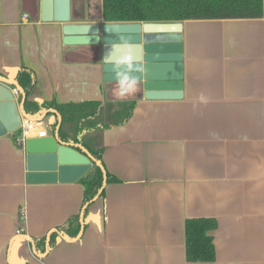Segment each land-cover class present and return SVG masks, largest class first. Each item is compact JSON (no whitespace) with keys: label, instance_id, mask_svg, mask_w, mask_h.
I'll use <instances>...</instances> for the list:
<instances>
[{"label":"crops","instance_id":"obj_1","mask_svg":"<svg viewBox=\"0 0 264 264\" xmlns=\"http://www.w3.org/2000/svg\"><path fill=\"white\" fill-rule=\"evenodd\" d=\"M163 23L182 24L181 62L170 69L182 97L145 100L139 82L120 97L100 45L85 42L95 35L63 33L106 24L101 0H70L67 22H42L40 0H0V76L26 67L30 101L105 107L101 163L115 179L84 217L80 181L91 168L74 182L29 179L19 130L6 131L13 112L1 113L0 264H264V0L262 19ZM6 88L22 124L21 97ZM121 102L135 105L112 126L109 108ZM58 117L43 120L46 137ZM75 217L70 239L59 228ZM190 219L215 220L214 261H187Z\"/></svg>","mask_w":264,"mask_h":264},{"label":"water","instance_id":"obj_2","mask_svg":"<svg viewBox=\"0 0 264 264\" xmlns=\"http://www.w3.org/2000/svg\"><path fill=\"white\" fill-rule=\"evenodd\" d=\"M70 19V0H40V20L42 22H67ZM181 30L180 23H114L101 24L99 26H65L63 33L66 36H82L93 34L94 38L85 39L98 44L101 47L104 79L115 82V75L111 70L113 60L117 56V50L122 42L129 44L127 49L134 62L142 66V71L133 73L138 82L142 84L143 98L145 100L180 99L182 97V83L178 75L171 74L170 69L177 67L181 62ZM123 51V49H120ZM173 78L174 81H167ZM6 86L17 89L21 101V116L24 120L42 122L48 113L45 111L40 117L30 119L23 113V105L26 99L23 89L14 80H8L0 76V116L1 113L10 117L13 112L12 123L6 131L13 132L20 129L21 120L16 110L13 95ZM15 114V117H14ZM59 116V115H58ZM11 122V121H10ZM61 118L53 134L48 137H31L25 141L26 166L29 179L33 181H44L52 179L55 181L74 182L83 176L92 163L98 165L104 175L103 186L106 183V173L100 164L84 148L78 145L67 144L60 141L58 137ZM78 148L82 153L74 150ZM98 192L97 199L103 190Z\"/></svg>","mask_w":264,"mask_h":264},{"label":"trees","instance_id":"obj_3","mask_svg":"<svg viewBox=\"0 0 264 264\" xmlns=\"http://www.w3.org/2000/svg\"><path fill=\"white\" fill-rule=\"evenodd\" d=\"M102 20L105 23H160L182 21H216V20H254L263 18V0H101ZM14 81L23 89L26 99L23 109L30 119L40 117L45 111L53 109L61 118L59 137L63 141L82 146L96 161L101 163L104 147L101 143L105 107L100 103L58 105L55 101L35 103L28 99L36 84L32 70L21 67ZM135 102L116 103L112 126L124 124L131 115ZM48 115V114H47ZM58 119L51 125L55 130ZM102 123V125H101ZM100 124V126H99ZM106 173V172H105ZM106 182L115 181L106 173ZM104 175L101 168L92 163L89 173L81 179L84 188V217L87 207L103 186ZM101 192L99 197L102 196ZM216 228L213 219H190L185 223L186 258L192 263L214 261L215 250L212 236ZM59 230L68 238H77L80 226L78 218H72ZM55 244L54 236L50 238L49 247Z\"/></svg>","mask_w":264,"mask_h":264},{"label":"clouds","instance_id":"obj_4","mask_svg":"<svg viewBox=\"0 0 264 264\" xmlns=\"http://www.w3.org/2000/svg\"><path fill=\"white\" fill-rule=\"evenodd\" d=\"M128 48L129 44L122 42L111 65L118 86L116 94L120 97L134 93L137 90L138 79L136 75L132 74L142 71V66L136 64L132 56L128 54ZM120 49H123V51H120Z\"/></svg>","mask_w":264,"mask_h":264},{"label":"built area","instance_id":"obj_5","mask_svg":"<svg viewBox=\"0 0 264 264\" xmlns=\"http://www.w3.org/2000/svg\"><path fill=\"white\" fill-rule=\"evenodd\" d=\"M25 17H27L25 15ZM13 93L17 96H19V93L17 89L13 88ZM29 133H32V135L28 136ZM46 130L44 129V123L32 121V120H24L20 126L18 138L16 139V143L19 146H24L25 141L28 138L31 137H38V138H44L46 137Z\"/></svg>","mask_w":264,"mask_h":264},{"label":"rangeland","instance_id":"obj_6","mask_svg":"<svg viewBox=\"0 0 264 264\" xmlns=\"http://www.w3.org/2000/svg\"><path fill=\"white\" fill-rule=\"evenodd\" d=\"M117 107H118V106H116L115 103H114V104L112 103V104H111V107L109 108V111H110V110H111V111H112V110H115ZM111 111H110V112H111ZM112 114H113V112L111 113V115H112ZM113 120H114V119H113ZM113 120H112V119H111L110 121L108 120L107 123H111ZM104 124H105V122H104Z\"/></svg>","mask_w":264,"mask_h":264},{"label":"bare ground","instance_id":"obj_7","mask_svg":"<svg viewBox=\"0 0 264 264\" xmlns=\"http://www.w3.org/2000/svg\"><path fill=\"white\" fill-rule=\"evenodd\" d=\"M32 135V133H29L28 136Z\"/></svg>","mask_w":264,"mask_h":264}]
</instances>
